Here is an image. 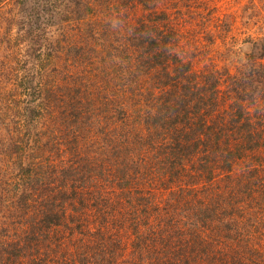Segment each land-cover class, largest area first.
Masks as SVG:
<instances>
[{
    "label": "trees",
    "instance_id": "obj_1",
    "mask_svg": "<svg viewBox=\"0 0 264 264\" xmlns=\"http://www.w3.org/2000/svg\"><path fill=\"white\" fill-rule=\"evenodd\" d=\"M70 1L56 22L84 36L66 47L43 8L0 17V264H260L240 234L264 233V39L246 53L217 18L191 37L153 0ZM22 93L32 100L10 108Z\"/></svg>",
    "mask_w": 264,
    "mask_h": 264
},
{
    "label": "rangeland",
    "instance_id": "obj_2",
    "mask_svg": "<svg viewBox=\"0 0 264 264\" xmlns=\"http://www.w3.org/2000/svg\"><path fill=\"white\" fill-rule=\"evenodd\" d=\"M69 2L71 1L70 0H26V2L24 3V2H17V0H4L0 2V17H2V15L7 13L10 9L12 11L11 15L13 13L17 15L19 13V15H23V16L25 15V22H28L30 16L27 14H30L31 8H43L51 15V17H49L48 15L43 13L44 16L43 20L47 24H49L46 27V29L51 39H55L58 36H63L65 34L66 38H62L61 44L63 45L64 43V47H66L67 45H72L75 42L79 43V41H83L80 39L81 37L84 36V34L82 35L78 32L77 25H74L77 24L76 20L69 18L66 19V22L63 20L65 23L63 27H60L59 23L56 22L62 17H65V15L67 14L66 8L71 7ZM151 3L154 11L164 14L163 18H160L162 25L164 21L179 22V24L173 22L175 27L178 29L179 33H187V32L189 33V29L191 27L196 26V27H200V30H198L197 33H200L201 35L206 34L207 29L209 28L208 19L210 18L211 20L210 22L212 23L213 30H216L217 27L215 26L216 25L215 19L217 18V21L220 25L225 26L227 28L230 27L231 29L230 34L233 35L234 33L231 41H236L245 50L246 53H248L251 50L250 48L253 46L254 43L260 41L261 39H264V0H153ZM25 5H28L27 8L25 7ZM6 23L7 22L5 21L3 25H5ZM2 28L3 26H1L0 32ZM18 29H19V25L15 24L14 31L16 32ZM78 29L81 28L78 27ZM194 34L195 33L190 34V36L194 37ZM218 34L220 37L227 36V32H223L222 30L218 32ZM100 41H101L100 39L98 41L93 40L92 43L93 44L98 43L99 45ZM102 47L103 45H99V48ZM182 47H185L186 52H187L186 48L191 49L189 43L184 44L179 42L176 45V48L174 46L173 51L175 53H178V51L179 52L181 51ZM86 52H87V48H84V53L86 54ZM97 52L91 53V55L95 56L91 60L94 66L101 63L102 60V56L100 55V53ZM246 53L239 56H233V58L229 57L231 59V60L229 59V61L224 60L223 57L219 58L220 62H218V67H222L223 65H225V66H229L230 69H232L233 71H236L237 65L240 66L242 62L245 61ZM4 55H5L4 46H1L0 57L3 58ZM64 57L67 58L66 54L64 55ZM105 64H108L106 58H104L102 62V66ZM107 68H108L107 73H110L114 70V68H112L110 65ZM99 69L100 68L95 70L94 73H96V75L92 77L96 78V86L99 89H101L103 86V82H101L102 80L100 74L97 73ZM154 69L152 71H154ZM105 76H103V78ZM148 76L149 75L147 74L146 77ZM139 77L140 76H137L138 86L136 92L128 91L129 99H130L128 101V104L136 105V99L137 97H139L138 89H140L141 87L139 84ZM108 80H110V82L108 83L109 85L108 90L110 96L115 97V99H118L121 96L120 93L127 92L126 89L128 86L126 84L128 83V81L126 82L122 81L119 76L109 77ZM9 91H15V89H9ZM25 95H26L25 93H22V95L20 94L18 97H20L22 100L17 103H13V106H11L10 108L14 107L15 109H18L19 107H23L24 105L27 104V102L32 100L30 95L24 97ZM32 132L33 130L30 131V133ZM0 161H2V159H0ZM161 203H162L161 205H163L164 202L161 200ZM119 211H120L119 208L114 207L113 210L107 212V215L114 213V220L116 221V224H119L122 218V214H120ZM185 212L186 211H184L183 214H185ZM91 213L92 215H90L88 221L93 222L96 219H99L100 216L98 213L96 212H91ZM153 216L154 215L151 216V219H153ZM122 219L124 220V218ZM9 224L7 225L10 226ZM114 233L117 234L124 233V226H122V229H120L119 231L116 230V226L113 227L112 232L108 231V235H114ZM0 234L1 235L4 234L1 228H0ZM240 236L242 238L243 244L245 245L244 248L252 249L254 251V254L257 256L255 263L264 264V233L262 234V233L254 232L252 236L255 237L251 238L250 235L245 234L243 232L242 234H240ZM258 236H260V240L258 239ZM124 238H125L124 244L125 246H127L131 238L127 234L124 235ZM66 241L67 239L66 240L62 239L61 242L65 247V249H67L66 251L69 252L70 248H68V246L65 245ZM67 243L70 244V242ZM52 249H54V247L50 246L48 257L53 260L54 252L52 251ZM130 249L131 247H128V253ZM43 251L45 252V250ZM118 251L121 250L118 249ZM67 254L69 255V253ZM113 255L117 258L116 262L119 263L123 261L124 255L121 254V252L113 253ZM24 261L25 262L23 264H27V261L26 260ZM55 261H56L55 264L60 263L56 259ZM250 263L252 264V262ZM17 264L20 263L17 262Z\"/></svg>",
    "mask_w": 264,
    "mask_h": 264
}]
</instances>
